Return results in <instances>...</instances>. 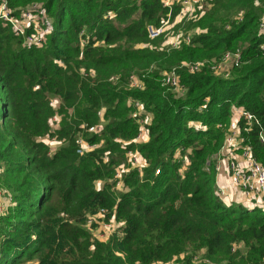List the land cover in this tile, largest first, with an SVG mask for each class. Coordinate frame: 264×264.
Instances as JSON below:
<instances>
[{
	"label": "trees",
	"instance_id": "trees-1",
	"mask_svg": "<svg viewBox=\"0 0 264 264\" xmlns=\"http://www.w3.org/2000/svg\"><path fill=\"white\" fill-rule=\"evenodd\" d=\"M202 1L197 16L181 17L173 29L199 31L174 47L160 45L165 31L150 38L147 30L167 18L162 0H44L43 14L54 8L53 28L39 47L22 46L0 19V185L14 202L0 214V264L31 258L39 264H158L172 258L195 264L201 247L216 264H264V211L225 203L214 189V162L205 161L222 142L218 124L229 121L232 104H241L258 120L242 133L264 164L261 8L255 0ZM180 9L173 0L168 22ZM110 11L113 16H105ZM83 35L87 41L80 44ZM237 47L240 63L226 77L214 73L209 59ZM196 60H204L198 71L178 68L185 96L161 85L162 70ZM131 72L143 74L142 88L129 86ZM52 97L59 100L55 108ZM134 100L152 114L145 142L131 139L144 116L133 115ZM55 113L59 126L52 129ZM192 121L205 128L194 129ZM97 122L102 128L88 131ZM79 135L98 145L76 153ZM51 136L65 145L50 151ZM121 139L131 141L125 146ZM136 146L149 161L148 174L142 179L135 167L126 170L124 189L116 193L112 153ZM184 154L189 162L181 175ZM100 207L123 222L119 234L104 241L85 225L86 214Z\"/></svg>",
	"mask_w": 264,
	"mask_h": 264
},
{
	"label": "built area",
	"instance_id": "built-area-1",
	"mask_svg": "<svg viewBox=\"0 0 264 264\" xmlns=\"http://www.w3.org/2000/svg\"><path fill=\"white\" fill-rule=\"evenodd\" d=\"M181 2L180 16H190L192 15L194 9V0H178ZM164 6L167 7V18L160 24L164 25L168 23V19L170 16V12L172 9L173 0H162ZM105 16L112 17L113 13L110 11L105 14ZM0 19L9 23L15 35L20 37L22 46L26 48H30L33 46L39 47L44 44L46 41L47 35L52 31L53 23L51 20L46 18V13L43 14V10L41 15H38L34 22L30 23L27 20L17 19L14 10L8 5L7 0H0ZM45 25L44 28L40 26V23ZM160 25L155 26L153 24L147 25V30L150 38H155L161 34L163 30H160ZM81 33H85L84 30ZM258 33L264 34V18L258 23ZM191 34L181 33L180 36L174 41L170 42L172 46H179L182 41L186 43L189 42ZM86 37L83 35L80 37V44L86 43ZM241 61V50L239 47L233 50H227L220 55V57L208 61L212 71L216 74H220L222 76H228L232 67L238 65ZM204 60H196V61H181V63L177 66H172L169 69H165L161 71V83L163 85H167L168 89L176 91L181 87L180 76L178 73V68L181 66H185V68L189 72L198 71L202 66ZM90 73L94 74L93 69H90ZM143 75V74H142ZM142 75H139L135 72H131L129 74V84L132 86L143 85V80L141 78ZM114 77V76H113ZM59 103L58 98L52 97L50 99V104L53 108L57 107ZM135 109L133 111V115L137 112L136 110L143 109L142 104L138 100H134ZM103 108H100L98 111L99 115L102 116ZM236 112V123L229 128L227 131V135L224 139V158L227 160L228 164V173L233 180V184L240 188L245 195L249 199V203L246 204L252 208L255 205L259 206L262 211H264V164L261 163L254 155L251 144L246 140L242 131H248L251 129V126L254 123H258L256 116L249 110H247L244 106L240 105L235 109ZM141 112L138 111V115ZM143 118L139 116V123L143 122ZM191 125L194 126V129H202L205 128V125L201 122H190ZM88 131H97L98 124H91L87 127ZM146 131V132H145ZM147 135V129L143 125H140L137 137H141ZM54 139L53 136L47 137V140ZM50 142V141H49ZM78 146L77 150L79 152H86L90 149H93L98 144L90 143L86 141L81 135L77 138ZM230 145V146H226ZM179 151H177L178 154ZM107 151H105L103 158H107ZM128 162L132 167H135L138 170H142L144 166L148 165L149 162L145 158H143L142 154L137 149H127L126 151ZM189 158L187 154L182 156V161L179 166V170L181 175L183 174V169L188 164ZM115 167V166H114ZM124 170V169H123ZM160 172L159 167H155L154 174H158ZM120 175L119 164L115 168L114 179L115 185L118 187L119 184L123 187L122 179L115 176ZM119 188V187H118ZM219 196H224L227 191L223 189V187H219L216 191ZM109 210L105 207H100L94 213H88L89 217H86V225L91 227V232L93 237H96L100 240H107L105 238L108 237L107 233L112 232L114 228L120 226V230L123 222L119 221L115 218L114 212L109 214ZM109 214V215H107ZM119 230V231H120ZM110 237V236H109ZM108 237V238H109ZM137 264H144L143 262H138ZM153 264V263H149Z\"/></svg>",
	"mask_w": 264,
	"mask_h": 264
},
{
	"label": "rangeland",
	"instance_id": "rangeland-1",
	"mask_svg": "<svg viewBox=\"0 0 264 264\" xmlns=\"http://www.w3.org/2000/svg\"><path fill=\"white\" fill-rule=\"evenodd\" d=\"M18 3H15L17 2ZM205 1V0H204ZM209 1H213V0H207ZM14 5L12 4V6H10L13 10H14V13L16 14L17 16V19H23V20H27L32 23L35 20V18L38 16V15H41V12L43 10V6H44V0H14ZM204 4V2L202 0H194V11L192 12L193 14L190 15L191 16H194L196 15L197 16V9L200 8L202 5ZM256 5H260V8H261V11L260 13L258 14V23L264 18V3L261 4V0H255V3ZM50 13H46V18L51 20L52 23H53V16L52 14L54 13V8L49 11ZM202 12H200L201 14ZM136 14V13H134ZM221 14H223L222 11H220L218 13V16L220 17ZM238 14V20H240V18L242 17V15L240 13H236L235 16ZM137 15V14H136ZM234 14L231 15V17H233ZM234 16V17H235ZM188 17V16H187ZM181 16L180 14L178 13V15L176 17H174V19L172 20V22L170 23V21L167 23V24H162L160 25V30H163L161 32V34L165 31V33L162 35V40L160 42V45L163 46V45H168V47H171L172 41H174V39L178 38L180 36V34L182 33V31H179V32H173V29H174V26L177 25L180 21H181ZM195 19V18H194ZM118 21V20H117ZM116 23V21H115ZM3 24V23H2ZM5 24V22H4ZM119 26L118 27H122L124 25V22H118L117 23ZM40 26L42 28L45 27V25L41 22L40 23ZM168 28L170 31H168ZM199 29L197 28H192L191 30H189V34H192V33H196L198 32ZM160 34V35H161ZM159 35V36H160ZM17 46L14 44H12V48H16ZM174 47V46H173ZM216 58H211L209 59V61L211 60H214ZM201 65H204V62L203 64ZM175 66V65H173ZM172 67V66H171ZM155 72H157V70H153ZM159 71V70H158ZM178 71V70H177ZM143 76V75H142ZM141 76V78H142ZM143 80V79H142ZM181 87L180 89H177L176 91H173L175 92L177 95L179 96H185L186 93H188V87L185 86L182 82H181ZM162 85V83H161ZM130 87L132 88H142L144 86V84L139 87V86H132L129 84ZM165 86L168 88V86L165 84ZM241 104H232L231 105V108H230V118H229V121L227 123H222V124H218L220 125L219 127H221L223 130H224V136H223V139H222V142L221 144L219 145V147L212 151L206 158V162H210L213 161L214 162V167H215V179H214V189L215 191H217V189L219 187H223V189H225L227 191V193L224 195V196H220V198L224 201H227L226 200V197L228 198L229 195H227L228 193H231L233 195V197L235 199H237V201L235 200H232L230 203L234 202V203H241V204H246L247 202L249 203V199H247L248 197L245 195V193L240 190V188L236 187L234 184H233V180L232 178L230 177L229 173H228V164H227V160L226 158H224V151H225V148H223L224 146V139H225V136L227 135V131L229 130V128L231 126H233L235 123H236V112H235V109L240 106ZM138 111H140L141 113L144 112V116L142 117L144 120L142 123H140V125H143L145 126V124H148L152 121V114L148 111H145L144 110V107L143 109L141 110H136V114L135 115H138ZM141 115V114H140ZM59 118H60V114L58 113H55L53 114L51 117H50V126L52 129H56L58 126H59ZM96 124H98V129L99 128H102V126L104 125V123H101V122H97ZM146 132V131H145ZM138 134V132H137ZM137 134L135 135L134 138H131L133 139V141H135V143H140V142H145L148 140L149 138V135H144V136H141V137H137ZM131 139L127 140V139H121V143L122 145H125L129 143V141H131ZM48 145L50 146V151H53V150H56L57 148H59L60 146L62 145H65V141L64 138H60L58 139L56 136L54 137V139H50L49 141L46 139ZM226 146H230V145H226ZM132 149H137L143 156V158H145L148 161L147 157L138 149V147H134ZM127 150V149H126ZM76 153H79V154H84V152H79L77 150V147H76ZM113 155V162H114V169L117 167V165L119 164V169H120V175L119 176H115V177H119L122 179L123 177V173H125L126 170H130V169H133V167L130 165V163L128 162V157L126 155V152L121 155L117 152H114L112 153ZM108 158V157H107ZM107 158H104L105 160ZM149 164V163H148ZM148 165L144 166V168H142V170H138L139 172V177H141L142 179L148 174V171L149 169L147 168ZM124 169V170H123ZM1 170H2V166H0V173H1ZM114 173H115V170L113 172V176H114ZM98 184L100 183L99 181L97 182ZM114 187H115V191L116 193H122L123 191V187L120 186L119 184V188L114 184ZM240 193V195L237 197V195ZM238 200H242V201H238ZM245 200L247 202H245ZM224 201V202H225ZM229 202V201H228ZM226 203V202H225ZM14 202L11 201L10 199V193L8 192H5V188H3L1 185H0V214L6 212V210L9 208L10 205H13ZM106 208V207H105ZM112 212V211H110ZM86 217H89L88 214H86ZM86 221H85V225H86ZM88 226V225H86ZM89 229H91L90 226H88ZM119 230H120V226L119 227H116L114 228V230L112 232H108L107 235L108 237L112 236L113 234H116L118 235L119 234ZM91 231V230H90ZM92 233V232H91ZM93 236V235H92ZM108 237L106 236L105 238L108 239ZM101 241H104L101 240ZM182 256V254L180 255V257ZM193 262H195V264H200V263H208V264H216L215 261H213L212 259H210V257H208L204 251V248L201 247L199 250L196 251L195 254H193V259H192ZM39 259H35V258H31L29 260H22L21 262H19L18 264H39ZM181 261L180 260H174V258L170 259L169 261L167 262H162V263H158V264H180ZM145 264V263H144ZM153 264H157V263H153ZM225 264V262L223 263Z\"/></svg>",
	"mask_w": 264,
	"mask_h": 264
},
{
	"label": "crops",
	"instance_id": "crops-1",
	"mask_svg": "<svg viewBox=\"0 0 264 264\" xmlns=\"http://www.w3.org/2000/svg\"><path fill=\"white\" fill-rule=\"evenodd\" d=\"M227 195H229L228 198L226 197V200H227V201L224 200L226 203H230L232 200L237 201V199H235L231 193H228ZM239 195H240V193L237 195V197H238ZM228 201H229V202H228ZM238 201H242V200H238ZM242 202H243V201H242ZM245 202H247V201L245 200Z\"/></svg>",
	"mask_w": 264,
	"mask_h": 264
}]
</instances>
